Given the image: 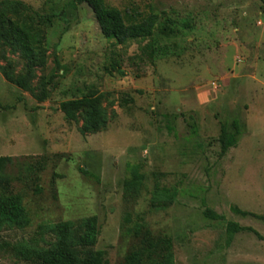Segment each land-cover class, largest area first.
<instances>
[{
  "label": "rangeland",
  "instance_id": "rangeland-1",
  "mask_svg": "<svg viewBox=\"0 0 264 264\" xmlns=\"http://www.w3.org/2000/svg\"><path fill=\"white\" fill-rule=\"evenodd\" d=\"M9 1L0 0V24L27 20L46 43L43 63L22 89L6 76L24 75L27 59L0 39V155L12 158L6 171L30 218L23 229H0V244L47 247L55 236L46 228L69 220L75 253L102 250L110 264L165 238L174 264H264V2L106 0L122 12L159 15L151 37L113 45L85 4L75 20L51 16L44 24ZM60 6L45 5L50 13ZM89 89L100 93L98 129L87 127V109L68 119L60 108ZM235 117L243 133L221 154L220 121ZM132 169L142 175L138 189L125 184ZM156 183L176 188V196L157 197ZM91 215L99 234L82 247L80 224ZM229 222L242 229L228 240ZM136 224L139 237L125 232ZM0 264L28 263L0 250Z\"/></svg>",
  "mask_w": 264,
  "mask_h": 264
},
{
  "label": "trees",
  "instance_id": "trees-1",
  "mask_svg": "<svg viewBox=\"0 0 264 264\" xmlns=\"http://www.w3.org/2000/svg\"><path fill=\"white\" fill-rule=\"evenodd\" d=\"M45 4L41 8L24 4L19 0H10L9 4L15 10L23 11L37 18L41 23L50 22V17L59 16L66 21L77 18L78 6L85 4L93 12L94 18L102 35L113 45L125 44L131 40H144L152 36L155 24L159 18L157 12L151 10L142 15L137 11L122 12L120 9L111 6L106 0H61L58 11H47L45 5L48 0H43ZM264 2V0H260ZM0 39L6 45L18 48L27 59V69L24 75L6 78L16 83L22 89H26L33 77L35 66L43 63L46 37L42 30L35 27L27 20L10 19L6 25L0 24ZM38 99L42 100L46 96L45 87H42ZM100 93L97 90L89 89L82 97L69 99L61 102L60 108L64 111L68 119H74V110L77 108L87 109V127L98 129L104 122V115L97 107ZM189 118L194 120V116ZM190 130L195 132V122H190ZM243 133V125L239 118L235 117L228 122L220 121V134L218 137L220 153L225 154L229 148L235 146ZM12 163L10 156L0 155V229L3 227L23 229L30 224V218L23 202L22 194L13 186L14 177L6 171L8 165ZM41 163L29 164L27 169L35 171L33 168L42 167ZM39 166V167H38ZM85 175L88 172L80 169ZM55 175L51 179L53 184ZM142 175L136 169H132L130 176L126 179V186L139 188ZM154 194L157 197L172 199L177 194L176 188L165 187L156 183ZM233 212L242 216L252 215L262 218L247 210L240 209L232 205ZM204 215L210 218H219L220 215L205 210ZM83 228L77 238V244L82 247L93 246L99 234L97 217L91 215L85 217L80 224ZM242 227L235 222H229L225 232L229 240L233 233L241 230ZM46 231L55 236V240L47 247H36L27 243L12 244L2 242L0 250L8 256L23 261L28 264H110L102 250H92L85 256L79 257L72 248L74 238V224L72 221H58L49 225ZM133 237H139L142 229L141 225H132L125 231ZM147 232V231H146ZM163 244H155L150 247L131 251L121 263L116 264H174V255L169 238L162 239Z\"/></svg>",
  "mask_w": 264,
  "mask_h": 264
}]
</instances>
